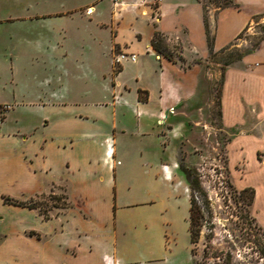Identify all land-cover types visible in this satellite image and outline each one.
I'll list each match as a JSON object with an SVG mask.
<instances>
[{
    "label": "crops",
    "instance_id": "1",
    "mask_svg": "<svg viewBox=\"0 0 264 264\" xmlns=\"http://www.w3.org/2000/svg\"><path fill=\"white\" fill-rule=\"evenodd\" d=\"M234 1L218 9L200 0H111L88 9L100 13L95 21L80 6L67 13L90 24L60 55L47 48L41 76L50 99L19 102L17 112L8 105L0 116V264H175L181 239L172 205L180 208L181 199L172 180H186L181 151L194 147L191 137L201 135L197 125L213 103L206 101L213 74L201 61L211 49L231 50L264 18V0ZM156 30L173 60L154 49ZM115 49L137 56L116 75ZM234 63L222 123L234 133L230 157L244 158L247 145L264 153V40ZM40 197L66 205L47 216L4 201ZM188 234L182 255L194 264L189 219Z\"/></svg>",
    "mask_w": 264,
    "mask_h": 264
},
{
    "label": "rangeland",
    "instance_id": "2",
    "mask_svg": "<svg viewBox=\"0 0 264 264\" xmlns=\"http://www.w3.org/2000/svg\"><path fill=\"white\" fill-rule=\"evenodd\" d=\"M214 1L202 0L209 8L215 7ZM110 3L111 0H0V116H4L8 111V105L16 108L17 103L34 101L37 97L50 99V94L47 92L49 85L47 82L44 83L41 72L48 68H45L44 64L47 58L51 60L49 52L52 46H54L53 52L60 55L64 47H69L68 44L73 40L83 36V30L86 31L90 24L86 18L67 13L80 6L81 15L90 16L91 20L95 21L100 17V13H91L94 9H90L91 15H88V9L97 5L100 9H104ZM58 13H62L63 16L55 17ZM263 26L264 18L256 19L231 50L243 52L250 49L254 42L264 37ZM91 27L93 30V22ZM70 50L73 58L79 57L80 50L77 49V45L73 44ZM230 51L217 53L210 60L201 61L206 70L213 74L212 80L209 81V95L206 99L213 103L206 110L205 120L197 125L202 132L201 135L191 137L190 143L195 144L194 147L189 144L184 151H181L179 159H181L180 164L198 172L202 187L207 191L214 206L213 223L216 228L210 230L212 223L206 216V228L197 247L199 257L209 242H212L216 249L225 252L230 251L227 243L230 242L235 246L234 264H264V238L262 255L252 253L249 246L244 245V230L238 227L242 224L236 215L238 211L228 198L233 196L234 190L254 189L257 200L252 213L264 224V153L257 154L252 150V145H247V154L244 158L235 152H232L230 157L227 149L232 139L231 135L234 133H227L224 129L221 100L227 70L235 65L233 63L225 66V76L222 77L223 65L228 60ZM116 52L119 50L115 49L112 55ZM70 61L74 62V59ZM116 73L113 71L114 75ZM219 92L221 96L218 98ZM10 116L15 118L16 113L11 110ZM231 117L235 118L236 115L232 114ZM172 184L177 191L176 195L181 199L180 208L175 207L173 201L170 204L176 209L173 212L181 239L180 257L175 264H191L185 258L186 255L185 257L182 255V251L185 253L187 251L189 236L188 207L184 203V198L190 201L189 185L183 178L173 179ZM35 203L37 209L47 216L54 207L66 205L61 199L56 202L48 197L37 198ZM194 260L193 257L192 262Z\"/></svg>",
    "mask_w": 264,
    "mask_h": 264
},
{
    "label": "trees",
    "instance_id": "3",
    "mask_svg": "<svg viewBox=\"0 0 264 264\" xmlns=\"http://www.w3.org/2000/svg\"><path fill=\"white\" fill-rule=\"evenodd\" d=\"M202 2V0H200ZM216 7L218 9L227 8L229 6H237L234 0H215L214 1ZM204 11H206V6L204 5ZM205 23L208 31V44L210 48H212V41L209 36V29H208V23L207 18L205 15ZM262 31L264 32V26L262 28ZM264 40V37L259 38L254 44L252 45L251 49L245 50L243 52L238 51H230L229 48L225 49L223 52L230 51L228 60L223 65V73L222 77L225 76V66H229L232 63L241 60L245 55L249 54L251 51L255 50L261 41ZM166 43V37L163 33L156 30L153 38V47L154 49L160 53L163 54L165 57H167L169 60H173V56L164 49ZM212 51V57L216 56V53ZM199 62V61H198ZM140 92V99L147 100L143 98ZM220 92L218 94V98L220 97ZM220 105V101L218 102V106ZM180 168L182 172L184 173L186 177V181L189 185V192H190V209H189V231H190V242H191V253L194 257V264H234V250L235 246L228 243V249L230 251H222L216 249L212 242H209L203 254L199 257L198 255V244L200 243L203 235V230L206 228L205 222H206V216L210 219L211 228L210 230L215 229V224L213 223V220L215 218L214 215V206L212 203V200L209 198V195L207 191L202 187V184L199 180L198 172L190 167H186L184 165H180ZM233 196L228 197L230 200L234 203L236 211H238V214H236L241 221V225H238V227L242 230H244V245H248L251 249L252 253L255 254H263V244L262 240L264 238V231L262 226L258 223L256 217L252 213V209L254 206L256 193L255 190L252 188H245L240 191H233ZM4 201L9 204H13L16 206H22V207H29L32 209H37L38 206L34 201L30 203L22 202L19 200H14L11 198H4ZM230 208V207H229ZM41 214H43L41 212ZM45 215V214H44ZM46 217V216H45ZM211 240V239H210Z\"/></svg>",
    "mask_w": 264,
    "mask_h": 264
},
{
    "label": "built area",
    "instance_id": "4",
    "mask_svg": "<svg viewBox=\"0 0 264 264\" xmlns=\"http://www.w3.org/2000/svg\"><path fill=\"white\" fill-rule=\"evenodd\" d=\"M117 1V0H115ZM160 1V0H159ZM137 60V56L135 54H130L126 52H116L112 55V68L113 71L117 73L120 71L122 63L125 61L135 62ZM116 73V74H117ZM173 112V110H171ZM107 264H114L111 259H106Z\"/></svg>",
    "mask_w": 264,
    "mask_h": 264
}]
</instances>
